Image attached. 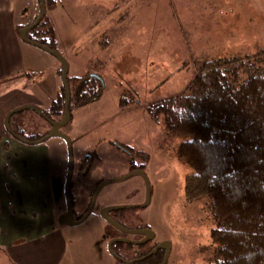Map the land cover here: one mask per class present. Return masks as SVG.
<instances>
[{
    "label": "rangeland",
    "instance_id": "obj_1",
    "mask_svg": "<svg viewBox=\"0 0 264 264\" xmlns=\"http://www.w3.org/2000/svg\"><path fill=\"white\" fill-rule=\"evenodd\" d=\"M14 2V27L27 26L38 16V0ZM54 2L45 15L56 34V51L68 64L69 88L76 86L75 78L86 73L100 76L102 86L97 99L78 106L72 102L70 119L60 129L72 143L73 218L88 207L100 180L141 170L150 187L148 205L110 212L124 218L128 228H148L154 233L150 243L132 246L136 252L128 258L168 242L166 264H215L219 256L210 239L214 225L211 202L206 197L188 201L184 196L185 178L192 170L178 157L177 149L185 138L168 133L162 114L152 116L146 105L181 93L200 65L209 60L236 58L244 62L248 69L240 73V81L255 70L264 73V0ZM20 44L25 71L0 83V92L5 86L21 85L22 93L32 92L41 104L15 108L32 106L49 111L62 91L61 64L37 47ZM10 126L33 141L46 136L40 143L22 144L29 150L39 146L45 157L44 184L64 241L59 264H120L108 255L114 231L100 217V210L144 202L143 177L134 175L106 184L91 214L80 224H69L62 220L69 166L65 140L47 136L49 120L35 110L15 113ZM4 250L0 244V264H17ZM27 257L36 261L32 253Z\"/></svg>",
    "mask_w": 264,
    "mask_h": 264
},
{
    "label": "trees",
    "instance_id": "obj_2",
    "mask_svg": "<svg viewBox=\"0 0 264 264\" xmlns=\"http://www.w3.org/2000/svg\"><path fill=\"white\" fill-rule=\"evenodd\" d=\"M54 4L45 0V8ZM27 26L16 28L17 35ZM27 38L56 51V34L46 15ZM245 69L236 58L203 62L181 93L146 105L152 116L162 114L168 133L185 138L177 149L192 170L184 196L211 202L215 264H264V73L255 70L240 81ZM75 81L69 109L72 102L78 106L100 96L101 83L92 74ZM64 99L62 87L43 117L60 121ZM10 120L12 132L33 141L12 129Z\"/></svg>",
    "mask_w": 264,
    "mask_h": 264
},
{
    "label": "crops",
    "instance_id": "obj_3",
    "mask_svg": "<svg viewBox=\"0 0 264 264\" xmlns=\"http://www.w3.org/2000/svg\"><path fill=\"white\" fill-rule=\"evenodd\" d=\"M14 12V0H0V83L25 71ZM22 91L23 87L17 85L5 86L0 92V244L13 263L59 264L65 252L64 241L51 213L49 188L44 184L45 157L39 146L30 152L4 127L10 110L22 104H41L32 92ZM30 253L36 261L27 257Z\"/></svg>",
    "mask_w": 264,
    "mask_h": 264
},
{
    "label": "water",
    "instance_id": "obj_4",
    "mask_svg": "<svg viewBox=\"0 0 264 264\" xmlns=\"http://www.w3.org/2000/svg\"><path fill=\"white\" fill-rule=\"evenodd\" d=\"M39 2V14L36 17V19L34 20V22L32 24H30L29 26L23 28L20 30L19 32V38L22 42L29 44L31 46L37 47L39 49H41L42 51L50 54L51 56H53L54 58H56L58 60V62L61 64L62 67V71H61V80H62V87L64 90V106H63V112H62V116L60 121H51L49 120L51 129L48 133L47 136L51 137V136H56V137H61L65 140L66 144H67V148H68V161H69V166H68V172H67V176H66V181H65V188H64V196H65V201H66V213L64 214L62 220L68 222L69 224L72 225H77L82 223L92 212L93 208H94V204H95V200L101 190V188L103 186H105L108 183L117 181V180H122V179H127L130 178L134 175H140L143 177L144 182H145V186H146V195H145V201L142 204L139 205H119V206H108V207H104L100 210V217L102 219H104L105 221L109 222L110 224L116 226L118 229H120L123 232L126 233H141V234H145V239L143 240V242L141 243H145L147 241H150L152 239H154V233L150 230H144V231H129L128 229H125L123 227H121L120 225H118L117 223L113 222L110 217L108 216L109 212L111 211H118V210H125V209H133V208H143L146 207L149 203L150 200V187H149V183L147 180L146 175L144 174L143 171L141 170H134L132 172H130L128 175L121 177V178H117V179H110V180H105L103 182H101L94 190L89 206L86 210V212L84 213V215L79 219V220H74L73 216H72V201L70 198V185H71V177H72V173H73V153H72V143L71 140L64 135L60 129L61 127H63L70 119V112H69V105H70V98H71V92H70V88L68 85V80H67V72H68V64L65 60V58L60 55L57 51L54 50H50L49 48H47L46 46L39 44L37 42L31 41L27 38V34L34 29L40 22L41 20L44 18L45 16V12H46V8H45V0H38ZM93 77L101 80L100 76L98 75H92ZM22 109H31V110H35L36 112L40 113L42 115V111L32 107V106H23V107H18V108H14L12 110H10L4 118V127L6 129V131L8 132V134H10L14 139L26 143V144H37L40 143L41 141H43V139H39L36 141H28L25 140L23 138H21L20 136H18L17 134H15L14 132H12V130L9 127V120L11 118V116H13L15 113L19 112ZM43 116V115H42ZM115 241H121V242H127L124 240H112L109 242L108 247L110 248L111 244ZM157 249H163L165 251V255L164 258L161 262V264H166V260L168 258L169 255V251H170V244L168 242H161L159 243L154 250H152V254L156 252Z\"/></svg>",
    "mask_w": 264,
    "mask_h": 264
},
{
    "label": "flooded vegetation",
    "instance_id": "obj_5",
    "mask_svg": "<svg viewBox=\"0 0 264 264\" xmlns=\"http://www.w3.org/2000/svg\"><path fill=\"white\" fill-rule=\"evenodd\" d=\"M101 182H103V180H100L96 184V187ZM145 188H146V186H145ZM90 200H91V198H90ZM89 203H90V201H89ZM88 206H89V204H88ZM87 208L84 209V211L74 220H79L84 215V213L86 212ZM121 211L122 210H118V211H114V212L117 213V212H121ZM72 216H73V210H72ZM108 216L110 217V219L113 222L117 223L118 225H120L121 227H123L125 229H128L129 231L149 230L148 228H141V229L128 228L122 222L124 220V218L120 219L117 216L111 215L110 212H109ZM107 223L111 226V229L114 231V237L111 238L110 241H112V240H124V241H127V242L115 241V242H113L111 244L110 248L107 245L108 255L114 261H116V262H118L120 264H136V263H138V264H141V263L142 264H161V262H162V260L164 258V255H165V251L163 249H157L156 252L152 254L151 252L157 246L156 244L151 246L149 248V250H147V251H145L143 253H140L139 255L135 256L134 258H128V255H130L133 252H136V250L132 246H142V245L148 244V242L150 243L151 240L147 241L145 243H141V242H143V240L146 237L145 234H141V233H126V232H123L120 229H118L116 226L110 224L109 222H107ZM134 235H138L139 238H137V239L133 238ZM159 254H161V255H159Z\"/></svg>",
    "mask_w": 264,
    "mask_h": 264
}]
</instances>
